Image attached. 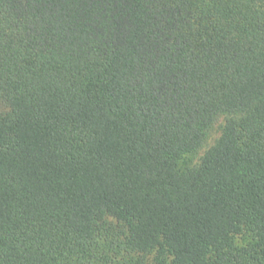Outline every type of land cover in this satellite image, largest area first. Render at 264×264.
I'll use <instances>...</instances> for the list:
<instances>
[{"label": "trees", "instance_id": "obj_1", "mask_svg": "<svg viewBox=\"0 0 264 264\" xmlns=\"http://www.w3.org/2000/svg\"><path fill=\"white\" fill-rule=\"evenodd\" d=\"M0 264H264V0H0Z\"/></svg>", "mask_w": 264, "mask_h": 264}, {"label": "rangeland", "instance_id": "obj_2", "mask_svg": "<svg viewBox=\"0 0 264 264\" xmlns=\"http://www.w3.org/2000/svg\"><path fill=\"white\" fill-rule=\"evenodd\" d=\"M237 116H221L219 120L217 121L216 125L214 128L211 130L208 140L205 143L204 147L196 154L194 155H189L185 157L181 162H180V167L183 170H187L189 168H194L197 167L201 164L202 158L204 157L205 153L212 147L214 144L219 140L223 133V129L227 123V121L231 119H237ZM246 239L243 237H238L237 242L240 245H243L246 243Z\"/></svg>", "mask_w": 264, "mask_h": 264}]
</instances>
